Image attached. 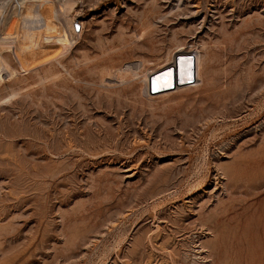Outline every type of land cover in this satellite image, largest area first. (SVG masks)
Wrapping results in <instances>:
<instances>
[{"label":"rangeland","instance_id":"obj_1","mask_svg":"<svg viewBox=\"0 0 264 264\" xmlns=\"http://www.w3.org/2000/svg\"><path fill=\"white\" fill-rule=\"evenodd\" d=\"M15 1L0 264H264V0H71V44L43 40L69 28L45 12L21 57ZM182 52L199 83L150 99L142 77Z\"/></svg>","mask_w":264,"mask_h":264},{"label":"bare ground","instance_id":"obj_2","mask_svg":"<svg viewBox=\"0 0 264 264\" xmlns=\"http://www.w3.org/2000/svg\"><path fill=\"white\" fill-rule=\"evenodd\" d=\"M17 2H18V4H19V6H18V8L20 9H24L25 10V13L26 14H24L25 16H24V24L23 25H25L24 26V29H23V32H22V34H21V36L19 37V39L17 40L18 41V54H19V56L21 57L22 55H24V54H26L27 52V49L28 48H30V49H32L33 50V48H38V46H39V37H40V35L42 34V32L40 31L41 30V28L43 27V28H50L51 27V22L48 20V18H46V17H44V13L45 12H49V13H51L52 15H55V17H57V20H58V18H60V20L62 21V18H64L63 19V21L65 20L66 21V24L68 25V31H67V29H65V27H64V29L61 27V29H63V30H61V34L60 35H56V36H51L50 38H49V36H46L43 40L44 41H46L45 39H56L60 44H62L63 46H65L66 47V45H69V44H71L70 42H72L71 41V39H72V37L74 36V35H76V30H75V27H74V24H73V21H70V19L68 18L69 16L67 15V12H68V10L70 9V7H71V0H16ZM15 1V2H16ZM5 2V1H4ZM10 2V1H9ZM9 2H8V5H9ZM75 4H76V2H74ZM11 4L13 5V4H15V3H12L11 2ZM54 4H56V6L55 7H52ZM75 4H73L74 6H75ZM16 5V4H15ZM1 8H0V25L2 24V25H4L5 26V24H6V22H7V18L5 17L6 15L4 14V10H5V5L3 4L2 6H0ZM10 7H12V6H10ZM16 7V6H15ZM73 8V7H72ZM18 9V10H19ZM9 10V9H8ZM16 11V10H15ZM13 12H14V6H13ZM14 13H16V12H14ZM71 13V12H70ZM69 13V14H70ZM13 14V13H12ZM20 14V13H19ZM18 15V14H17ZM16 15V16H17ZM12 15H10V17H11ZM14 16V15H13ZM59 16V17H58ZM7 17H8V15H7ZM19 19V18H18ZM50 19V18H49ZM54 19V18H53ZM72 20V19H71ZM11 21V20H10ZM53 21V20H52ZM8 22H9V20H8ZM15 22H19V21H15ZM10 23V22H9ZM13 23H14V21H13ZM12 23V24H13ZM54 23V22H53ZM81 23V22H80ZM58 24V23H57ZM57 24H56V26H57ZM82 24V23H81ZM20 25V24H19ZM7 26V25H6ZM5 26V27H6ZM8 26H10V24L8 25ZM12 26V25H11ZM14 26V25H13ZM59 26V25H58ZM9 28V27H8ZM15 28V27H14ZM20 28H21V25H20ZM23 28V27H22ZM57 28V27H56ZM13 29V28H12ZM5 30V29H4ZM8 30V29H7ZM6 30V31H7ZM20 30V29H19ZM11 31V30H10ZM14 31V30H13ZM12 31V32H13ZM16 31H17V29H16ZM22 31V30H21ZM44 32V31H43ZM50 32V31H49ZM57 32H58V28H57ZM2 33V32H1ZM6 33V32H5ZM9 33V32H8ZM56 33V32H55ZM60 33V32H59ZM3 34V33H2ZM13 34H15V31L13 32ZM52 34V33H51ZM5 35H7V34H5ZM5 35H4V37H5ZM9 35V34H8ZM10 36V35H9ZM17 37V36H16ZM71 38V39H70ZM74 38V37H73ZM76 38V37H75ZM8 40H9V37L7 38ZM7 39H5V40H7ZM12 39V38H11ZM10 39V40H11ZM14 39V38H13ZM12 39V40H13ZM17 39V38H16ZM7 40V41H8ZM37 40H38V42H37ZM51 40V41H52ZM55 40V41H56ZM77 40V39H76ZM14 41V40H13ZM16 41V40H15ZM44 41H43V43H44ZM49 42H50V40H49ZM54 42V41H53ZM9 43V42H8ZM15 43V42H14ZM14 43L13 42H11V44H13L14 45ZM26 43H29V46H27V47H24L25 45H26ZM54 43H56V42H54ZM16 44V43H15ZM42 44V43H41ZM41 44H40V46H41ZM45 44V43H44ZM47 44V43H46ZM45 44V45H46ZM44 45V46H45ZM51 45V44H50ZM53 45H55V44H53ZM36 46V47H35ZM39 46V47H40ZM52 46V45H51ZM50 46V47H51ZM56 46H57V43H56ZM63 46H61V47H63ZM11 47V46H10ZM46 47H49L48 45L46 46ZM192 47V46H191ZM60 48V47H59ZM38 49H40V48H38ZM43 49V48H42ZM42 49H40V50H42ZM176 49H178V52H181L183 49L180 47V46H178ZM43 50H45V49H43ZM48 51H49V49H48ZM45 52V51H44ZM177 52V51H176ZM29 53H30V51H29ZM31 53H33L32 51H31ZM55 53L57 54V52L55 51ZM48 54V53H47ZM181 54H186V53H181ZM59 55V54H58ZM18 56V57H19ZM41 56V55H40ZM2 58V57H1ZM170 59L171 58H169V61H170ZM2 60V64L6 67L5 68V70L7 69V70H9L8 69V67H9V65H8V63L6 62V61H4V59H1ZM49 61V60H48ZM183 61V60H182ZM167 62H168V60H167ZM1 63V62H0ZM21 63V62H20ZM24 64H25V62H24ZM27 64V63H26ZM168 64V63H167ZM201 64H202V62H201V56H200V53L198 54V57H197V72H198V78H199V80H201V74H200V70H201ZM134 66H135V64H133ZM144 65V62H138L137 64H136V66H138L137 68H141L142 66ZM26 66V65H25ZM167 66V65H166ZM2 67V66H1ZM23 68H24V65L22 66ZM127 68V67H126ZM129 68H130V66H129ZM135 68V67H134ZM133 68V69H134ZM168 67H166V69H167ZM182 68H183V66H182ZM25 69V68H24ZM132 69V70H133ZM166 69H164V70H166ZM1 70V69H0ZM3 70V69H2ZM130 70V69H129ZM135 70V69H134ZM164 70H161V71H155V72H153V71H151L150 73H147V74H145V76L144 77H142L143 79H142V82H144V83H147V82H149V84L151 83V78L153 77L154 78V76L156 75V74H159L160 72H162V71H164ZM2 72V71H1ZM0 72V73H1ZM10 72V71H9ZM11 72H14V71H12L11 70ZM11 72H10V74H11ZM1 75V74H0ZM8 75V74H7ZM13 75H14V73H13ZM12 75V76H13ZM136 74L134 73V76H135ZM16 76V75H15ZM1 78V77H0ZM3 79V78H2ZM153 84L155 85V86H157L158 88H160V89H163L162 90V92L163 91H166V90H169V89H166V88H169L171 85H172V75L170 74V73H167V74H164V75H161V76H159V77H157V78H155L154 79V81H153ZM170 94V92H167V93H164V94H160L159 95V97H163V96H167V95H169ZM159 97H157V98H159ZM149 98L150 99H155L156 97L155 96H149Z\"/></svg>","mask_w":264,"mask_h":264},{"label":"built area","instance_id":"obj_3","mask_svg":"<svg viewBox=\"0 0 264 264\" xmlns=\"http://www.w3.org/2000/svg\"><path fill=\"white\" fill-rule=\"evenodd\" d=\"M183 60V61H182ZM197 55L192 53L177 54L173 62L166 66V70L156 74L151 78V83H146V91L149 96H158L167 92H176L184 88L194 87L199 83L197 72ZM183 66V68H182ZM170 73L172 75V85L169 90L163 91L153 84L155 78Z\"/></svg>","mask_w":264,"mask_h":264}]
</instances>
